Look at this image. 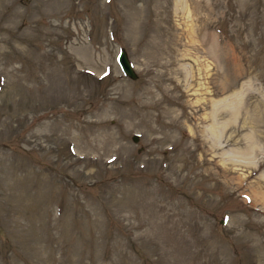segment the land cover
Returning <instances> with one entry per match:
<instances>
[{
    "label": "rangeland",
    "instance_id": "obj_1",
    "mask_svg": "<svg viewBox=\"0 0 264 264\" xmlns=\"http://www.w3.org/2000/svg\"><path fill=\"white\" fill-rule=\"evenodd\" d=\"M0 264H264V0H0Z\"/></svg>",
    "mask_w": 264,
    "mask_h": 264
},
{
    "label": "water",
    "instance_id": "obj_2",
    "mask_svg": "<svg viewBox=\"0 0 264 264\" xmlns=\"http://www.w3.org/2000/svg\"><path fill=\"white\" fill-rule=\"evenodd\" d=\"M117 61L120 65L121 70L123 71L124 74H126L127 76L135 79L137 78L138 74L130 60V57L128 55V52L126 50L125 47H121L119 50V53L117 55ZM133 139L137 140L138 139V135L134 134L133 135Z\"/></svg>",
    "mask_w": 264,
    "mask_h": 264
}]
</instances>
